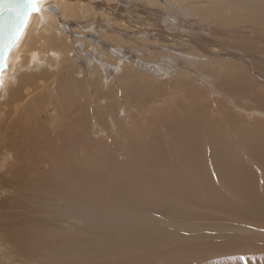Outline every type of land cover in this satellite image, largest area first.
I'll return each instance as SVG.
<instances>
[{"label": "rangeland", "instance_id": "1", "mask_svg": "<svg viewBox=\"0 0 264 264\" xmlns=\"http://www.w3.org/2000/svg\"><path fill=\"white\" fill-rule=\"evenodd\" d=\"M42 8L44 16L33 14L12 51L0 85V264L255 261L252 256L245 260V249H261L264 256V0H47ZM190 98L200 100V108L208 104L204 112L223 120V130L234 139L233 152L241 154L232 164L210 168L229 178L196 179L206 185L195 201L182 198L169 183L152 192L150 165L138 158L126 161L129 135L154 125L158 107L169 113L164 108L170 100L182 101L172 105L177 113L182 104L193 107L185 104ZM59 106L65 116L72 113L83 121L78 130L87 131L90 146L117 143L112 153L119 163L104 162L99 171L109 178L114 171L123 174L119 181L92 174L87 185L94 191L74 197L36 186L34 180L28 185L29 176L18 169H32L18 157L35 159L62 147L58 125L65 116ZM227 112L244 124L230 126L223 116ZM242 128L252 133L240 134ZM35 140L40 150L31 146ZM89 159V165H98ZM73 180L55 186L70 189ZM111 182L134 195L120 194L124 205L116 210L104 206L99 195ZM119 209L127 218L117 217Z\"/></svg>", "mask_w": 264, "mask_h": 264}, {"label": "bare ground", "instance_id": "2", "mask_svg": "<svg viewBox=\"0 0 264 264\" xmlns=\"http://www.w3.org/2000/svg\"><path fill=\"white\" fill-rule=\"evenodd\" d=\"M46 1L47 0H44V1H42V2L39 3V8L43 9V11H44V8H42V3L46 2ZM34 14H39V13H34ZM40 16L43 17L44 16V13H42V15H40ZM32 17H34L33 14L30 15V17L28 19V22H29L30 18H32ZM28 22H27L26 27H25L26 29H24L25 32L29 28ZM25 32H23V33H25ZM23 33H22V35H23ZM21 38H22V36H21ZM191 99L192 98H190V99H184L185 100V104H187V102H189V103H193L194 106L191 107V105L185 106L184 104H182V109L181 110L179 109V111H181V112H178V113H177V111H174V109H172L174 107V106L172 107V105H175V103L180 104L182 102V101H180L178 99L176 101H173V100H170L169 101V99L167 100L169 102L168 103L166 102L167 105L165 106L164 109H165V111H168L169 113H163V112L161 113V111H163V110L162 109L160 110V107H158L159 110H157L155 108L157 111L153 110L155 112H153L154 116H152L153 124L154 125L150 126V128H142V129L139 128V130L134 131V133H132L131 135H129L127 137L128 141L131 143V146H130V144L127 146V149L126 150L129 152V157H127L126 161H128L129 164H131V163L134 162V160L136 158H138L140 161H144L145 162V165H150V179H151L150 180V186L152 187V190L151 189L150 190L152 192H154V190L157 189L156 186H160L163 183H169L172 187H176L177 188L175 192L177 194H181L182 198H183V195H185L188 198H190V199H186V200L195 201L196 199H199L200 198V197H198V194L200 196V193L203 191V187H205V185H206V183L202 185V183L204 182L203 181L204 178L214 179L218 175H220V176L223 175V176H226L227 177L226 174H218V175L215 174V171L214 172L213 171H210V168L211 167L213 168L215 165L222 166L224 164H229V163H231L230 161L236 160L237 159V156L238 155H241V154L238 151H234L233 152V150L236 149L235 148V145H234V139H233L232 135H230L229 130H223L224 128H227L226 125L223 123V120L219 116L218 117L212 116L211 113L209 114V112H204V108H207V105L208 104L205 105L204 107H201L200 108V107H198L199 106L198 102L200 100L197 101L196 98H195L196 100L195 99H192L191 100ZM65 100L66 99H64V102H65ZM62 103L60 104L61 106L63 105ZM175 106L177 107V105H175ZM179 106H181V104ZM68 108L70 109V107H68ZM153 108L154 107H152V109ZM59 110H60V114H62L63 116H65V112H64L65 109H62L59 106ZM68 112H70V110ZM256 112L254 111L253 113H256ZM66 113H67V110H66ZM69 114L70 113H68V115L65 116V120L60 121V125H58V116L54 119V125H53L54 128H57V125L60 127V130H58L59 131L58 135L61 138V141H60V143L62 145L61 148H59L58 146L56 148L51 147L48 156L47 155L46 156H41L39 154V156L37 158H35V159H32V158H30V159H23V158H19L18 157V159H20L24 164H28V165H25L26 167L29 166L28 169H32V170L18 169L21 174H22V172H24L25 173V176H27V175L29 176V182H27L28 185L29 186H33V183L34 182L32 180H34L36 186H38V185L39 186L49 185V187H54L53 190L59 191L60 193L62 192L63 195H68L69 197L70 196L71 197H74V196H77V195L82 194L85 190L87 191V194L88 195L90 194V192H93L94 191V188L93 187L88 186L89 184L87 185V180L88 179H91V175L92 174H94L96 177H100V175H99V172H100L101 175H102V181H106V182H108V181H112V182L119 181V179L122 176H124L123 174H119L116 171L112 172L111 178L114 180L113 181L111 178H109V177L106 176V171L104 169H102L101 171H99V169L101 168L100 165L102 163H104V162H107L108 165H110V164H118L119 163V159L116 156V153L115 154L112 153V151L115 148H117V147H115V146H117V143H114L116 141L113 140V143H114L113 145H112V142H111V144H105L106 142L105 143H102L100 141L99 142L96 141L95 144H91V146H90V143L85 139V137L88 136L87 131L85 130L86 131L85 132L82 129H79L80 131L78 130V127L79 126L81 128V124L83 123V121L79 117H77V119L79 118L80 120H77L76 118H71V117H75V114H72V113L70 115ZM62 115H60V116L62 117ZM78 116L81 117V114H79ZM223 116H224L225 119L227 117L228 122L230 121L229 122V125L230 126H237V128L238 127L240 128V125H243L244 124V120H242L241 123L238 122L237 120H240L242 118H239V117H238L239 119H237V117L235 118L233 116L232 112H227ZM82 125H84V123ZM97 125L98 124H96V127H97ZM111 125L113 126L115 124L110 123V126ZM150 125H151V123H150ZM158 125H160L162 127L161 128H157L156 126H158ZM84 127H86V126H84ZM251 128L254 131V128L253 127H251ZM94 129H97V128H94ZM114 129L115 128H113V130ZM248 129L249 128H247V129L246 128H242V129L239 130V133L240 134H249V133H252L251 131H247ZM35 130H36V128H35ZM51 134H52V132H51ZM104 134H105V132H104ZM151 134H153L152 141L150 140V135ZM105 136H106V134H105ZM109 138H110V136H109ZM243 139L244 138H241V139H239V141H243ZM246 141H247V144L248 145H250L252 143V140L246 139ZM40 144L41 143H38L37 140H35L34 142H31V146L33 147V149H36V150H40V148H42V146H40ZM26 145H27V142H26ZM118 146H119V144H118ZM30 150L32 151V148ZM91 150H96V151L94 153L90 154L91 153ZM77 152L79 154L78 156L76 154ZM31 155L35 157V154L33 152L31 153ZM90 155H91V157L94 160L95 159L97 160L98 165H95L93 163H92L93 165H91V164L89 165V162L92 161V160L89 159V156ZM43 164H45L46 167H48V170L47 171H44V170H42L40 168V167H44ZM228 167L230 168V166H228ZM228 167H226V169ZM241 168H243L242 165H241ZM225 171H228V169L225 170ZM103 172H105V174ZM147 172L149 173V171H147ZM202 176H205V177H203V179L200 178L202 180L200 181V184H199L200 186H199L198 185V181L196 179L198 177H202ZM31 177H32V179H31ZM263 177H264V174H263ZM19 178H22V177H19ZM227 178H229V176ZM71 179H74L73 180L74 186L72 188H70V189H67L64 186H55L57 182L67 181V180H71ZM94 179L96 180L95 177H94ZM225 180L226 179H224V182H225ZM229 180H226V181L229 182ZM230 181H233V178H231ZM112 182L111 183H108L105 187L102 186L103 187V191L102 192H99V195H102L101 201H102V203H103L104 206H107V208H108V206H110V207H113L114 209L115 208L118 209L119 207H121V206L124 205V204L120 203L119 199H120V194H124L125 193V190L117 189V187L114 186L112 184ZM208 184H209V182L207 183V185ZM223 185H226V184H223ZM179 187H184V188H179ZM153 188H155V189H153ZM209 190L210 189L208 188V191ZM97 191H99V190H97ZM125 194H127V197H129V198L134 197V195H133V193L131 191H129V192L125 193ZM214 194H216V192ZM84 195H86V193ZM173 197H175V199L177 201V198H179L180 196L177 195V196H173ZM147 199H149V197H147ZM79 200H82V199L79 198ZM90 202H91V200L87 199V204H89ZM166 202H168V200ZM167 206H168V204H167ZM119 210H118V212L121 211V210L120 211ZM162 211L163 210H161L160 212H162ZM115 212H117V211H115ZM157 212H159V211H157ZM163 212H165V210ZM112 213H114V212H112ZM165 214H166V212H165ZM107 215H109V214H107ZM126 215L124 214V212L121 211L120 213H118L117 217L118 218H120V217L127 218ZM143 215H145V214H143ZM10 216H11V214H10ZM135 217H133V218H135ZM108 218H109V216H108ZM133 218H131V219H133ZM12 221H13V219H12ZM126 221H128V220H126ZM78 222H80V221H78ZM104 224H106V223H104ZM109 224H111V222ZM36 226H38V225H36ZM110 226H112V224ZM122 226L124 227V225H122ZM105 227H107V226H105ZM126 228L123 229L122 227H120V228L118 227L117 228V231L118 230H121V229L125 230ZM104 229H106V228H104ZM154 230H155V228H154ZM101 231H102V229H101ZM107 231H108V229H107ZM65 233H67V232H65ZM55 235L56 234H54V237H55ZM78 235L79 234H77V236ZM36 237H38V236H36ZM57 237H58V235H57ZM71 237L72 236H70L69 238L71 239ZM57 239H56V241H58ZM66 239H68V238H66ZM73 239H76V238H73ZM77 239H76V241H77ZM80 239H81V237H80ZM110 239H112V238H110ZM53 241H55V239H53ZM59 241H61V240H59ZM14 242H17V241H14ZM113 242H114V240H113ZM117 242H118V240L115 241V243H117ZM60 243H64V242H60ZM64 245H66V242H65ZM123 245H125V244H123ZM136 246H134L135 249H136ZM65 247L67 249V247H69L68 244ZM140 247L141 246H139V248ZM149 247L151 248L152 246H149ZM124 250H126V247L124 248ZM149 250H151V249H148V252H149ZM241 250H244V249H241ZM169 251H170V249H169ZM245 251H246L245 254H247V258H245V260L246 259H250L251 256L255 260V261H251L250 263H247V264H264V256L259 255V252L261 251V249H252L251 251H249V249H245ZM54 252H55V250H54ZM143 252H144V250H143ZM148 252H146V255H147ZM164 253H165V251H164ZM256 253H258V255H257L258 257L257 258L253 255V254H256ZM62 254H64V253H62ZM121 254H122V252L120 253V255ZM7 255H9V254L7 253ZM53 255H55V254H53ZM57 255H59V254H57ZM96 255H99V258H100V254H96ZM65 256H67V255H65ZM152 256H154V255H152ZM167 256H168V254H167ZM80 257H82V256H80ZM118 257L121 259V256L118 255ZM5 258H6V256H5ZM125 258H123V256H122V259H125ZM143 260H144V258H143ZM35 261H37V259ZM38 261L40 262L41 260L39 259ZM112 261H113V258H112ZM232 261H233L234 264H245L243 261H239L238 259H235V260H232ZM117 263H119V260H118ZM147 263L149 264V262H147ZM91 264H93V263H91ZM219 264H228V262L226 260V261H224L222 263H219Z\"/></svg>", "mask_w": 264, "mask_h": 264}, {"label": "water", "instance_id": "3", "mask_svg": "<svg viewBox=\"0 0 264 264\" xmlns=\"http://www.w3.org/2000/svg\"><path fill=\"white\" fill-rule=\"evenodd\" d=\"M27 5L28 0H0V85L9 57L20 41L30 15L44 13L39 3L36 5L38 11L30 13Z\"/></svg>", "mask_w": 264, "mask_h": 264}, {"label": "snow or ice", "instance_id": "4", "mask_svg": "<svg viewBox=\"0 0 264 264\" xmlns=\"http://www.w3.org/2000/svg\"><path fill=\"white\" fill-rule=\"evenodd\" d=\"M40 2H42V0H28V5H27V7H28V9H29V13H30V12H34V11H38L36 5H37L38 3H40Z\"/></svg>", "mask_w": 264, "mask_h": 264}, {"label": "crops", "instance_id": "5", "mask_svg": "<svg viewBox=\"0 0 264 264\" xmlns=\"http://www.w3.org/2000/svg\"><path fill=\"white\" fill-rule=\"evenodd\" d=\"M45 141H46V139H45ZM26 142H27V141H25L23 144H26ZM46 142H47V141H46Z\"/></svg>", "mask_w": 264, "mask_h": 264}]
</instances>
